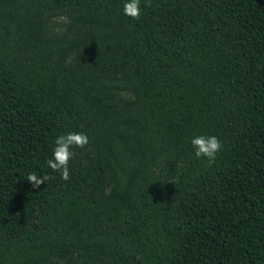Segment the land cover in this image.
<instances>
[{"label": "trees", "instance_id": "obj_1", "mask_svg": "<svg viewBox=\"0 0 264 264\" xmlns=\"http://www.w3.org/2000/svg\"><path fill=\"white\" fill-rule=\"evenodd\" d=\"M123 3L0 0V264H264V0Z\"/></svg>", "mask_w": 264, "mask_h": 264}, {"label": "clouds", "instance_id": "obj_2", "mask_svg": "<svg viewBox=\"0 0 264 264\" xmlns=\"http://www.w3.org/2000/svg\"><path fill=\"white\" fill-rule=\"evenodd\" d=\"M146 6H151L150 0H147ZM122 11L129 18L138 20L141 15V0H124ZM88 143L89 137L83 132H68L59 135L55 140L52 157L46 161L47 166L54 172L60 173L61 179L70 180L69 161L75 155L72 149L74 147L84 148ZM191 145L194 149V156L197 159H207L209 164L215 162L217 154L222 150L219 138L214 135H196L191 139ZM25 179L32 184L34 189H37L50 177L47 175L38 177L35 173H30Z\"/></svg>", "mask_w": 264, "mask_h": 264}]
</instances>
